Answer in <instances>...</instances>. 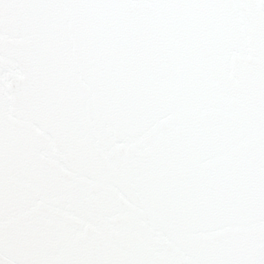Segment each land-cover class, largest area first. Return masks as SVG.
Listing matches in <instances>:
<instances>
[{"label":"snow or ice","instance_id":"6c2138e0","mask_svg":"<svg viewBox=\"0 0 264 264\" xmlns=\"http://www.w3.org/2000/svg\"><path fill=\"white\" fill-rule=\"evenodd\" d=\"M0 264H264V0H0Z\"/></svg>","mask_w":264,"mask_h":264}]
</instances>
